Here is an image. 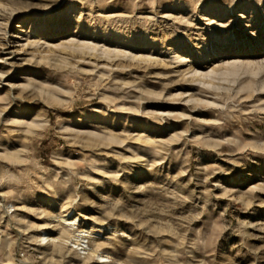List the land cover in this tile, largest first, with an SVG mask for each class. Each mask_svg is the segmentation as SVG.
Returning a JSON list of instances; mask_svg holds the SVG:
<instances>
[{"label": "rangeland", "instance_id": "rangeland-1", "mask_svg": "<svg viewBox=\"0 0 264 264\" xmlns=\"http://www.w3.org/2000/svg\"><path fill=\"white\" fill-rule=\"evenodd\" d=\"M0 264H264V0H0Z\"/></svg>", "mask_w": 264, "mask_h": 264}, {"label": "bare ground", "instance_id": "bare-ground-1", "mask_svg": "<svg viewBox=\"0 0 264 264\" xmlns=\"http://www.w3.org/2000/svg\"><path fill=\"white\" fill-rule=\"evenodd\" d=\"M57 217L62 218L64 221H66L65 225H67L69 227L75 226L77 221H78V218L73 216V215L68 216V217L57 215ZM86 233H87V231L84 229L79 230L78 233L76 235H74L75 239L73 241L74 244H76L75 246L78 247L79 250H82L83 252L88 250V244L86 243L87 241L84 240V238H83ZM96 235L99 236L98 231L94 232V236H91V237H96ZM48 236H49L48 234H44L42 236V238L46 239ZM96 256L99 258V260H101V262H105L106 258H108L110 255H108V253H103V252L97 251Z\"/></svg>", "mask_w": 264, "mask_h": 264}]
</instances>
